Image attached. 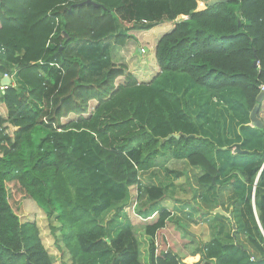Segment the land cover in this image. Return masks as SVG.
<instances>
[{
  "label": "trees",
  "instance_id": "1",
  "mask_svg": "<svg viewBox=\"0 0 264 264\" xmlns=\"http://www.w3.org/2000/svg\"><path fill=\"white\" fill-rule=\"evenodd\" d=\"M86 1L0 0V76L11 79L0 91V264H53L39 215L58 224L50 232L70 264H184L164 248L172 213L152 210L168 186L140 180L169 174V160L201 170L203 202L228 183L234 197L236 239L217 222L189 254L195 264H264V126H250L264 87V0L204 10ZM161 23L174 26L154 47L156 73L139 82L109 51ZM7 185L22 195L16 211ZM133 189L148 201L142 229L127 213Z\"/></svg>",
  "mask_w": 264,
  "mask_h": 264
},
{
  "label": "rangeland",
  "instance_id": "2",
  "mask_svg": "<svg viewBox=\"0 0 264 264\" xmlns=\"http://www.w3.org/2000/svg\"><path fill=\"white\" fill-rule=\"evenodd\" d=\"M197 6L198 10H204L205 2L199 0ZM144 23L146 22L144 21ZM168 25L169 23H161L152 31H135V33H133L135 40L129 41L123 48H111L109 51L110 59L114 62L122 61L127 64L129 70L139 82L147 81L156 73H154L152 66V50L155 47L154 43L165 33L166 29L169 27ZM149 49L151 51H149ZM12 82L13 84L15 83L13 78ZM261 106L262 109L258 116L264 126V101ZM234 150L235 149H233V152ZM166 168L172 173L165 174L161 168H158L142 174L140 180L143 187L151 184L168 186L165 198L152 205V210L157 211L166 208L172 213L173 217L171 216L169 218L167 227H169L171 233L170 243L173 249L180 255H192V251L200 244V241L207 243V240L215 235L216 228H219L217 222H222L224 225L228 224L229 229L227 231L232 237L234 234L236 239V234L235 232L233 233L232 229V218L230 219V217H228V215L231 214L229 212L232 209L234 198L230 190V185H228L229 183L226 188H217L218 194L215 200L209 201L207 204L202 200L204 196H208V193L200 188L195 181L201 173L200 169L191 167L185 160H169L166 164ZM7 190L11 207L16 211L22 195L20 191L12 185H7ZM131 197L132 205L127 208V213L134 219L135 227L142 229L146 221L141 223L142 221L138 219L136 212L142 208L144 209L148 201L142 194L135 202L136 191L134 189L131 191ZM217 210H221L224 214L215 213ZM153 220L154 219H149V221ZM36 223L41 241L51 255L53 264H70L67 251L62 245H60L62 249L57 247V242L50 232V226L56 227L58 224L53 220H48L42 215L36 217ZM55 234H57V231ZM241 239L244 240L242 237ZM143 241L144 240H142V242ZM161 243L162 238L159 236L158 244ZM145 247L146 244L142 243V248L144 249ZM144 252H146V249ZM192 257L194 258L195 256Z\"/></svg>",
  "mask_w": 264,
  "mask_h": 264
},
{
  "label": "water",
  "instance_id": "3",
  "mask_svg": "<svg viewBox=\"0 0 264 264\" xmlns=\"http://www.w3.org/2000/svg\"><path fill=\"white\" fill-rule=\"evenodd\" d=\"M225 2H226V0H208L206 2L205 6L212 7V6L216 5V4L225 3ZM86 3L90 4L91 0H87ZM1 85L3 87H9L11 85L10 78L9 77L3 78L2 81H1ZM263 101H264V90L261 91L260 94L258 95V97L256 98V105L254 106V108H253V110H252V112L250 114V126L253 127V128H257V129L263 128V122L258 118V113L260 111L261 104H262ZM172 137L178 138L177 136H172ZM234 149H235L234 152H233L234 154L246 153V151H241L240 150L239 145H235ZM213 182H214V180H213ZM215 213L224 214L221 210H217ZM228 217H231V214H229ZM232 229H233V233H234L235 230H236V225L233 222V220H232ZM233 238L235 239V235L234 234H233ZM238 247L241 248V246H238Z\"/></svg>",
  "mask_w": 264,
  "mask_h": 264
},
{
  "label": "crops",
  "instance_id": "4",
  "mask_svg": "<svg viewBox=\"0 0 264 264\" xmlns=\"http://www.w3.org/2000/svg\"><path fill=\"white\" fill-rule=\"evenodd\" d=\"M169 27H168V29H166V31H165V33H167V32H169L172 28H173V26H174V23H169V25H168ZM154 29V28H153ZM152 29V30H153ZM152 30H150V31H152ZM164 33V34H165ZM157 43V41L154 43V46H155V44ZM149 47V46H148ZM150 48V47H149ZM154 50V49H153ZM153 50H152V66H153V70H154V73L157 71V69H156V66H155V64H154V58H153ZM149 51H151L150 49H149ZM140 52V51H139ZM119 62H122V61H119ZM156 69V70H155ZM156 212V211H155ZM130 217V216H129ZM138 217V216H137ZM173 217V216H172ZM139 218V217H138ZM130 219H131V217H130ZM140 219V218H139ZM132 220V219H131ZM132 222H133V220H132ZM167 231H169V228L167 229ZM169 234H170V231H169ZM214 238V236H212V238L211 239H209V240H207V241H211L212 239ZM204 242V241H203ZM205 243V242H204ZM164 248L165 249H167V248H169V249H171V250H173L176 254H178L179 255V253L175 250V249H173V246L171 245V243H170V241L168 242L167 241V243H166V246H164ZM181 258H182V261H183V263L184 264H195L196 262H198L199 261V256L198 255H196L194 258L193 257H191L189 254H182V255H179Z\"/></svg>",
  "mask_w": 264,
  "mask_h": 264
},
{
  "label": "built area",
  "instance_id": "5",
  "mask_svg": "<svg viewBox=\"0 0 264 264\" xmlns=\"http://www.w3.org/2000/svg\"><path fill=\"white\" fill-rule=\"evenodd\" d=\"M5 77H8L7 75H4V76H0V91H4V90H6L8 87H3L2 85H1V81H2V79L3 78H5ZM262 90H263V88H262Z\"/></svg>",
  "mask_w": 264,
  "mask_h": 264
},
{
  "label": "clouds",
  "instance_id": "6",
  "mask_svg": "<svg viewBox=\"0 0 264 264\" xmlns=\"http://www.w3.org/2000/svg\"><path fill=\"white\" fill-rule=\"evenodd\" d=\"M11 80V79H10ZM263 90H264V87H263ZM262 89H261V91H263Z\"/></svg>",
  "mask_w": 264,
  "mask_h": 264
},
{
  "label": "flooded vegetation",
  "instance_id": "7",
  "mask_svg": "<svg viewBox=\"0 0 264 264\" xmlns=\"http://www.w3.org/2000/svg\"><path fill=\"white\" fill-rule=\"evenodd\" d=\"M231 218V217H230ZM232 220V219H231Z\"/></svg>",
  "mask_w": 264,
  "mask_h": 264
}]
</instances>
